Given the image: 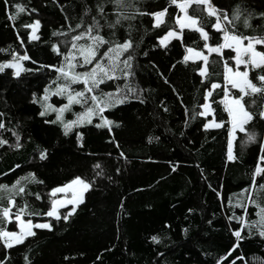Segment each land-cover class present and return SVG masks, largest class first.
<instances>
[{
	"label": "trees",
	"instance_id": "1",
	"mask_svg": "<svg viewBox=\"0 0 264 264\" xmlns=\"http://www.w3.org/2000/svg\"><path fill=\"white\" fill-rule=\"evenodd\" d=\"M210 3L227 13L228 19L220 23L229 32L264 36V0ZM16 5L25 11L17 14ZM98 5L104 7L103 16ZM165 9L164 23L156 27L150 14ZM237 9L240 15L234 19ZM118 12L135 18L121 19L109 28ZM188 12L199 19L207 41L186 28L182 39L159 42L169 30L180 31L179 9L169 0H126L120 9L111 0H8L7 5L0 0V65L20 60L21 67L19 76L12 67L0 72V124L4 125L0 141L6 142L0 144V186L11 189L20 180L25 189L19 195L0 190V208L9 207L12 198L32 213L24 218L51 224V230L35 229L36 235L22 245L6 249L0 243L4 264H264L262 229L248 226L260 219L252 201L264 206V191H257L264 177L256 176L257 187L253 186L255 169L258 164L264 167L260 160L264 119L258 115L264 100L245 97L254 119L245 125V132L237 131L232 145L235 158L229 159V115L221 101L225 61L232 64L234 51L225 47L223 55L208 53L205 43L222 45L224 33L213 27L216 17L209 16L205 6L192 5ZM13 15L16 18L9 19ZM93 17L102 25L99 34L111 42L101 53L125 41H131L132 47L116 59L115 78H105L87 92L83 83L65 80L56 69L68 71L65 57L70 54L76 57L75 72L94 66L95 61L79 66V46L92 40L73 41L92 25ZM246 17L250 27L244 25ZM36 20L39 39L29 40L31 28L25 25ZM73 42L78 45L75 49ZM187 48L208 55L207 76L200 75L202 59L184 60ZM259 48L264 51V45ZM25 55L29 59H20ZM129 55L131 66L126 68L123 61ZM102 63L107 64V59ZM258 71L249 72L254 83H259ZM213 83L221 87L213 90ZM66 84L70 88L56 94ZM209 90L214 111L201 116ZM81 91L85 92L81 103L71 104L61 120L50 109L40 115L48 105L63 108L69 94ZM229 91L240 95L232 87ZM93 95L98 97L95 102ZM89 108L92 113L83 117ZM212 116L224 126L206 128ZM78 118L81 122L65 134L64 125ZM105 121L111 124L97 127ZM250 134L255 135L254 142L248 141ZM74 177L91 184L84 202L67 220L63 217L71 205L59 209V220L45 215L51 207V189ZM16 211L12 208V213ZM16 228L13 216L7 230ZM237 230L240 238L234 235Z\"/></svg>",
	"mask_w": 264,
	"mask_h": 264
},
{
	"label": "snow or ice",
	"instance_id": "2",
	"mask_svg": "<svg viewBox=\"0 0 264 264\" xmlns=\"http://www.w3.org/2000/svg\"><path fill=\"white\" fill-rule=\"evenodd\" d=\"M112 3L116 5L118 9L123 8L125 6L126 0H111ZM170 6L176 5L180 12L183 13V16H177L176 23L179 25V33L176 31H169L167 35L161 40V43L163 44L165 40H167L169 37H175L182 39L183 38V32L187 28L189 31H196L199 32L201 35V38L207 41L209 39L208 33L203 30V26L200 24V21L197 17H194L192 15H189L188 9L192 5H196L197 7L200 6H207V11L209 16H215L216 17V23L213 25V27L217 31H222L224 33V38L226 43L218 46H210L207 43H205V48L209 50V53H218L220 55H223L222 49L227 47L231 48L233 51H235L236 55L232 59L235 60V71H233V68L230 67L225 61V99L221 102L225 104V110L228 112L231 128L229 129V159H234L235 157L232 156V140L235 139V133L237 129L240 132H245V125L250 123L254 119V114L249 111L244 103L245 97H257L259 96L260 99L264 100V51H257L256 46L257 45H264V36L259 37H245V36H239L235 35L228 31L227 28L223 27L220 23L221 19H228L226 12H221L218 9H216L212 4L210 3V0H169ZM4 4H8V0H4ZM17 14L22 13L25 11V8L16 5ZM98 11L101 14V16L104 15V7L103 5H98ZM35 11V9H33ZM88 9H86L87 13ZM140 15H149V13H140ZM150 15L154 16L155 18V26L159 27L162 23H164L163 18L167 15V9L162 10L157 13H151ZM239 9L234 12L233 18L238 19L239 18ZM264 16V14H261ZM15 15L10 16L9 19H15ZM135 18L134 15L129 17L123 12L117 13V19L115 23H110L107 26L109 28H115L116 25L120 24L121 19H133ZM231 23V21H230ZM244 25L245 27H250L251 25L248 22V18L246 17L244 19ZM25 27L32 29V34L29 36V40H38L39 37L36 35V31L40 27V21L36 20L33 24L25 25ZM77 28L82 27V25L78 24L76 25ZM102 25L100 24L99 20L95 19L93 17V23L92 25L88 26L85 32H81L79 35H76L73 37V41H79L81 39H84L85 37L90 38L92 40L91 44L87 45H81L79 46V52L80 56L82 57V63L79 64L80 67H83L85 65L93 64L95 61L94 66L91 68L90 71H85L83 73L75 72L74 69L77 67V64H73L72 60H75L76 57L72 54L69 56H66L65 59L68 60V71H65L63 67L56 69L58 72H60L65 80H70L71 83H83L85 85V91L92 92L94 88H97L99 84L104 83L105 78L107 79H114V75L112 73L115 72V69L118 67L116 64V59L122 55L123 53L127 52L131 47L132 43L131 41H125L124 43H116L115 47L109 46L106 51L103 53L100 52V49L104 47L105 45H110V41L106 40L102 35L99 34V30L101 29ZM95 33V35H93ZM56 33H54L55 35ZM227 41H231L232 43H228ZM247 41V44L244 42ZM78 45L76 43H72V48H77ZM54 51L58 52V49L54 46ZM187 51L189 53H192L194 50L192 48H188ZM195 55L197 57H201L203 60V66L200 69V75L201 76H207L208 75V56L203 55L201 52H196ZM20 59L27 60L29 57L27 55L20 57ZM107 59V64L102 63L103 60ZM132 57L131 55L128 56L127 59L123 61V64L126 68L130 67V61ZM189 59L188 56L184 57V60L187 61ZM244 66V71H240V66ZM8 67H17V71L15 75H20V68L19 65H13V64H3L0 65V72L4 70V68ZM258 71V74L256 76V80L259 83H254L252 79L249 78V72L250 71ZM231 85L233 89H237L239 92L238 97H232L229 99L231 93L227 87V85ZM221 86L219 84L213 83L211 85V89H217ZM70 88V85L66 84L62 88L57 90L56 94H62L65 89ZM85 92H75L74 95L69 94L68 104H66L63 108L57 109L55 107H52L51 105H48L46 107L45 112H41L40 115L43 116L46 114V111L50 109L53 112H57V120L62 119V114L64 111L69 110L70 105L73 103H81V100L79 98L84 97ZM111 96V94H106ZM212 91L209 90L206 93L205 100L206 103L202 105L206 111L199 113V115L204 116L206 115V112L210 109V105L207 103V100L209 97H211ZM47 96L44 97L45 100H47ZM98 97L93 95L91 97V100L93 102L97 101ZM87 102L86 100L84 101ZM123 101L117 100L116 103H122ZM256 102L255 99L252 100V103L254 104ZM92 109H87L86 113L83 114V117H87L92 113ZM101 111H103V108H101ZM214 111V110H212ZM261 119H264V110L260 111L259 114ZM55 122V121H53ZM81 119L78 118L75 122H69L64 125L65 127V134H67L69 131L72 130V126L74 123H80ZM87 122H91L88 120ZM108 124H111L110 121H105L104 125H97V127H103ZM224 126V122H210L209 124L205 125V127H216L220 128ZM4 125L0 124V128H3ZM19 139V137L17 138ZM248 141H255V135L250 134L248 135ZM6 143L5 141H0V144ZM262 152H264V149H262ZM46 154L41 153V159H45ZM261 161H264V154L260 157ZM97 168H99V165H96ZM32 175V174H29ZM256 176H262L264 177V167H261L259 164L257 168L254 171L253 174V186H256L255 177ZM23 179V178H22ZM34 179V177H33ZM79 184L82 185V192L77 196L74 194L73 199L69 201V203L73 204H80L83 203V192L88 191L91 188V184L88 182H85L81 178L77 177L75 180L71 182L69 185H65L64 187L56 188L52 191L50 195L55 196L56 193L64 192L66 189L70 188L72 185ZM21 181L17 180L16 183L12 186L11 189H8V186H0V190H8L13 191L15 190L16 194H23L25 192L24 187L20 186ZM247 191V189L245 190ZM257 191H264V184H260L257 187ZM3 197H0L2 199ZM40 197L37 196V199ZM252 203L259 209V211L256 213L257 216L260 217L258 221H252L248 226L255 227L259 225L260 232L259 234L261 236H264V206H261L259 203H257L256 200H253ZM9 207H3L0 208V243L3 244V246L6 249H11L16 245H22L25 243V241L29 237H34L36 235V232L33 231V229H48L51 230V224L49 223H35L33 224L31 219L25 220L24 216H30L32 213H29L27 211V205L23 208H20L16 205V202L14 199L10 198L8 201ZM56 204L57 202L53 200L52 202V209L48 211L45 215L49 217H55L57 220H59L61 217L57 215L56 210ZM12 208H17V211L15 213H12ZM76 211V208L73 207L70 212H68L66 215H64L63 219L67 220L69 216H71ZM247 211V210H246ZM14 216L15 221L17 222V227L19 231H8L7 230V223H12V217ZM242 219V218H237ZM234 235L237 238L241 237V231L237 230L234 232ZM154 241L159 242L156 237L152 238ZM27 259V257H25ZM0 264H4L3 261H0ZM235 264V262H233Z\"/></svg>",
	"mask_w": 264,
	"mask_h": 264
},
{
	"label": "rangeland",
	"instance_id": "3",
	"mask_svg": "<svg viewBox=\"0 0 264 264\" xmlns=\"http://www.w3.org/2000/svg\"><path fill=\"white\" fill-rule=\"evenodd\" d=\"M206 7V9H207V6H205ZM179 9V8H178ZM178 16H183V13L182 12H180V9H179V15ZM153 18H154V16H153ZM154 23H156V21H155V18H154ZM169 31H174V30H169ZM168 31V32H169ZM167 32V33H168ZM167 33H165L160 39H159V42L161 43V40L167 35ZM178 33V32H177ZM32 34V29H31V31H30V35ZM172 38H174V37H169L167 40H165L164 41V43L163 44H166L170 39H172ZM228 43H232L231 41H227ZM226 43V41H225V38H224V42H223V44H225ZM245 44H247V41H245L244 42ZM162 44V43H161ZM209 45V44H208ZM211 46V45H210ZM256 48H257V51H262L260 48H259V45H257L256 46ZM188 49V48H187ZM207 49V48H206ZM194 50V49H193ZM207 51H208V53H209V50L207 49ZM197 52V50H194L192 53H189L188 51H186V55L185 56H188L189 57V59H202L201 57H197L196 55H195V53ZM198 52H200V51H198ZM203 55H205V54H203ZM235 55H236V53H235V51H234V55H233V57H235ZM206 56H208V55H206ZM203 61V60H202ZM8 64H13V65H19V68H20V70H21V67H20V60L19 61H12V62H8ZM230 67H232L233 68V71H235V60L233 59V61H232V64H230L229 65ZM12 69H13V73L15 74L16 73V71H17V67H12ZM245 69H244V66L243 65H241L240 66V71H244ZM224 74H225V72H224ZM227 87H228V89H230L231 88V85L229 84V85H227ZM232 97H235V96H233L232 94L230 95V97H229V99H231ZM224 99H225V97H224ZM206 103V100H205V102L203 103V105ZM207 103L210 105V103H209V100H207ZM210 109H211V106H210ZM206 110L202 107L201 108V112H205ZM212 114V109L211 110H208L207 112H206V115H211ZM205 115V116H206ZM229 121H230V118H229ZM210 122H217L215 119H214V117L212 116L209 120H207V122L205 123V125H207V124H209ZM207 128H213V127H207ZM231 128V123L229 122V129ZM237 131H238V129H237ZM237 131H236V133H235V137H236V134H237ZM229 140H230V135H229V132H228V147H229ZM233 142H234V139L232 140V145H233ZM77 177H74V178H72L71 180H69L68 182H66V183H64V184H62V185H58V186H55L54 188H52L51 189V193H52V191L54 190V189H56V188H59V187H64L65 185H69V184H71V182L73 181V180H75ZM80 178V177H79ZM82 179V178H81ZM83 180V179H82ZM85 181V180H84ZM86 182V181H85ZM82 185H79V184H75V185H72L70 188H68V189H66L64 192H59V193H56V195L55 196H53V198H52V201H51V207H50V209H49V211L52 209V202H53V200H55L56 202H57V204H56V210H57V215H59L60 216V211H59V209L61 208V207H63V206H66V205H71V209L73 208V207H75L76 208V206L78 205V204H73V203H69V201H71L72 199H73V196H74V194L75 195H79L81 192H82ZM84 194H85V192H83V198H84ZM24 218V217H23ZM52 218H55V217H52ZM25 220H28V219H26V218H24ZM32 220V219H31ZM32 222H33V224H35V223H49V221H34V220H32ZM16 225H17V222H16ZM35 229H33V231H34ZM8 231H19V229H18V227L15 229V230H8Z\"/></svg>",
	"mask_w": 264,
	"mask_h": 264
}]
</instances>
